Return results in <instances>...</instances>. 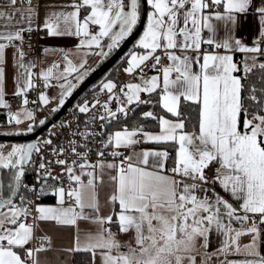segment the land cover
<instances>
[{
    "label": "snow or ice",
    "instance_id": "obj_1",
    "mask_svg": "<svg viewBox=\"0 0 264 264\" xmlns=\"http://www.w3.org/2000/svg\"><path fill=\"white\" fill-rule=\"evenodd\" d=\"M140 24L119 58L125 78L105 74L48 127L88 59H108ZM40 31L75 37L76 56L28 57L25 34L31 50ZM0 109V136L48 128L0 142V264H48L46 223L75 228L65 251L83 253L80 264H211L199 248L213 229L219 253H246L225 264H264V0H53L42 13L32 0H2Z\"/></svg>",
    "mask_w": 264,
    "mask_h": 264
},
{
    "label": "crops",
    "instance_id": "obj_2",
    "mask_svg": "<svg viewBox=\"0 0 264 264\" xmlns=\"http://www.w3.org/2000/svg\"><path fill=\"white\" fill-rule=\"evenodd\" d=\"M34 5H39L41 13L43 12L45 6L49 3H52L53 0H34ZM2 2V0H0ZM56 2H59V0H56ZM241 35L247 34V25H245L244 28L241 29V32L239 33ZM77 43V40L75 37H48L44 32L43 35L40 38V45L41 50L36 56H43L46 58L49 62L53 60H58L62 56L63 52L60 50L71 52L73 56H76L75 53V44ZM45 47H48L52 49L47 54L43 53V49ZM11 50H9V59L8 63L6 65L5 71H6V96L13 94L15 90V80L13 79L15 75V69L11 63ZM243 57V54L237 53L236 59L241 60ZM99 57L98 56H91L87 64L85 65V68H88L93 65V63L98 62ZM37 63H39V60H37ZM120 79L125 78L122 69L119 70L118 75ZM75 82V81H73ZM56 92V89H51L50 93L54 95ZM147 110V109H145ZM23 127V125H22ZM151 146V145H148ZM209 187H211L209 185ZM101 198H103V192H101ZM45 203H53L54 199L51 198L50 201H44ZM251 223V221H249ZM84 222H81V228H83ZM235 227L239 228V224H235ZM45 231L46 234L49 235L52 238V248L49 251L41 253V259H47L48 264H73L72 257L73 253H70L68 251H65V249H68L73 246V239H74V233L75 228L74 227H64V226H57L54 223L52 224H45ZM223 237H221L214 229L209 234V241H208V247L205 249L204 247L199 248V252L201 256L208 255L211 257V264H225L226 261H240L246 258V253L241 250L240 252L231 251L228 252L226 255L223 253H219V249L221 247V241ZM250 241V236L245 235L240 238L241 245L247 244ZM203 243V242H201ZM259 251L261 255H264V232H262L261 238H260V244H259Z\"/></svg>",
    "mask_w": 264,
    "mask_h": 264
},
{
    "label": "water",
    "instance_id": "obj_3",
    "mask_svg": "<svg viewBox=\"0 0 264 264\" xmlns=\"http://www.w3.org/2000/svg\"><path fill=\"white\" fill-rule=\"evenodd\" d=\"M142 31V24L137 26L134 33L127 39V41L122 45L121 49L117 50L108 59L103 60L100 64L94 67L85 78V81L81 82L80 86L74 90V95L70 97V102L66 103V106L58 114L53 115V119H57L63 111L72 103H74L79 96H82L86 89L92 87V85L97 84L105 74H108L114 65L119 62L120 56L127 52V50L132 47L135 39L138 37L139 32ZM50 124V122H49ZM48 124V125H49ZM45 126H39L34 133H29L27 135H13V136H0V142H29L34 141V138L39 134Z\"/></svg>",
    "mask_w": 264,
    "mask_h": 264
},
{
    "label": "built area",
    "instance_id": "obj_4",
    "mask_svg": "<svg viewBox=\"0 0 264 264\" xmlns=\"http://www.w3.org/2000/svg\"><path fill=\"white\" fill-rule=\"evenodd\" d=\"M32 3H35V1L32 0ZM25 35H26L25 49L27 51L28 57L36 56L39 53V51L41 50L40 38L43 35V32L42 31L33 32L31 34V36H30L31 50H28V43H29L28 38H27L28 34L26 33ZM35 96H36V93H34V92H30L29 93L30 99L35 98ZM5 98L8 101V103L12 105L13 110H15V107H16V104H17L16 98L12 94L6 96ZM76 102H77V100L74 103L70 104L57 119H53V116H49L50 124L48 125V127H50L51 124L58 123L62 119L69 118L70 109H72V106ZM5 111L6 110H4V109H0V114H3V118L0 119V124H3L6 121V119H7V117L5 115ZM37 114L40 115L43 118V117L48 115V110L44 109L43 111H39ZM81 119H83V116H81ZM47 132H48V128L46 127L39 134H37V136L34 138V140H36L38 137L46 136ZM26 180L29 183L32 182L34 180V174L29 173L28 176L26 177Z\"/></svg>",
    "mask_w": 264,
    "mask_h": 264
},
{
    "label": "trees",
    "instance_id": "obj_5",
    "mask_svg": "<svg viewBox=\"0 0 264 264\" xmlns=\"http://www.w3.org/2000/svg\"><path fill=\"white\" fill-rule=\"evenodd\" d=\"M122 68L119 67V64L117 63L116 65H114L112 67V69L109 71L108 75L112 76L113 78L115 79H120L117 75H118V72L119 70H121ZM259 76V70H256L255 74L251 77V79L253 81H255L257 79V77ZM257 86L259 87V83L257 82ZM89 97L91 96V89L88 88L86 89L85 93L82 95V96H79L77 98V101L80 100L82 97ZM145 110V109H144ZM3 118V114H0V119ZM28 176V175H27ZM51 200V197H49L48 199H46L45 201H50ZM84 254L83 253H73V257H72V262L73 264H80V262L82 260H84Z\"/></svg>",
    "mask_w": 264,
    "mask_h": 264
},
{
    "label": "rangeland",
    "instance_id": "obj_6",
    "mask_svg": "<svg viewBox=\"0 0 264 264\" xmlns=\"http://www.w3.org/2000/svg\"><path fill=\"white\" fill-rule=\"evenodd\" d=\"M102 61H100V58L98 59V62H96V63H93V65H91L90 67H89V69H93L94 67H96L98 64H100ZM90 72V71H89ZM50 95H52L51 93H50ZM38 115V114H37ZM40 118H42L40 115H38ZM4 143H21V142H15V141H13V142H4Z\"/></svg>",
    "mask_w": 264,
    "mask_h": 264
}]
</instances>
